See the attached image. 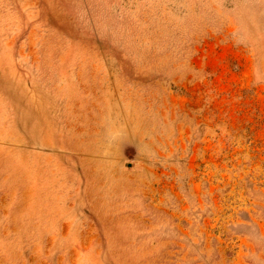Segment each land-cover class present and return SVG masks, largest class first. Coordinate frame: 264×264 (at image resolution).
Instances as JSON below:
<instances>
[{"label": "rangeland", "instance_id": "1", "mask_svg": "<svg viewBox=\"0 0 264 264\" xmlns=\"http://www.w3.org/2000/svg\"><path fill=\"white\" fill-rule=\"evenodd\" d=\"M0 264H264V0H0Z\"/></svg>", "mask_w": 264, "mask_h": 264}]
</instances>
